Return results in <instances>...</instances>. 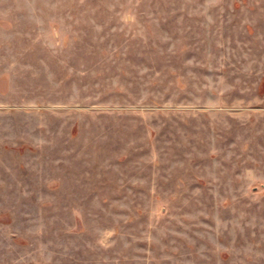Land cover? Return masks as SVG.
Instances as JSON below:
<instances>
[{
    "label": "rangeland",
    "instance_id": "obj_1",
    "mask_svg": "<svg viewBox=\"0 0 264 264\" xmlns=\"http://www.w3.org/2000/svg\"><path fill=\"white\" fill-rule=\"evenodd\" d=\"M0 264H264V0H0Z\"/></svg>",
    "mask_w": 264,
    "mask_h": 264
}]
</instances>
